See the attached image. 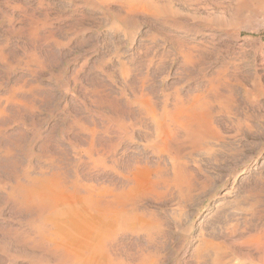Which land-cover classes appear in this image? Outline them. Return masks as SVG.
<instances>
[{"label":"rangeland","instance_id":"rangeland-1","mask_svg":"<svg viewBox=\"0 0 264 264\" xmlns=\"http://www.w3.org/2000/svg\"><path fill=\"white\" fill-rule=\"evenodd\" d=\"M126 1L0 0V264H264V2ZM135 7L141 8L138 14L132 13ZM197 68L217 83L196 87ZM136 81L158 103L167 95L173 103L175 94L184 103H213L226 92L221 102L236 104L230 106V118L199 107L195 139L180 134L177 142L162 135L147 148L145 129L134 128L131 138L115 127L118 119L134 121L137 110L130 103H135ZM255 90L263 91L261 103L254 101ZM148 128L153 137V127ZM93 151L107 153L105 165L94 160L98 153ZM5 189L18 192V199L24 192L46 191L58 206L43 209L33 201L38 211L32 203L27 214L25 207L14 206L15 198L2 203Z\"/></svg>","mask_w":264,"mask_h":264},{"label":"bare ground","instance_id":"bare-ground-1","mask_svg":"<svg viewBox=\"0 0 264 264\" xmlns=\"http://www.w3.org/2000/svg\"><path fill=\"white\" fill-rule=\"evenodd\" d=\"M95 1V0H94ZM97 1V0H96ZM131 1V0H130ZM130 1H126V2H130ZM152 0H150L149 2H148V0H146V2H147V4L149 3L150 4V2H151ZM167 1V0H166ZM165 1V2H166ZM191 1V0H190ZM198 1V0H197ZM241 1L242 0H239V2L241 3ZM246 1V0H245ZM244 1V2H245ZM254 0H252V2H253ZM262 1L264 2V0H260V2L262 3ZM133 2V1H132ZM134 2L135 3H139L140 4V2H142V1H140V2H137V1H135L134 0ZM144 2V1H143ZM156 1H154L153 3H155ZM164 2V1H163ZM168 2V1H167ZM173 2V1H172ZM195 2H196V0H195ZM195 2H193V3H195ZM238 2V3H239ZM243 2V3H244ZM247 2H249V1H247ZM99 3V2H98ZM101 3V2H100ZM99 3V4H100ZM128 3H126L127 4V6H128ZM131 3V2H130ZM158 3H160V2H157L156 4H158ZM162 3V2H161ZM188 2L186 1V4H187ZM235 3H237V2H235L234 1V4ZM255 3V2H254ZM257 3V2H256ZM131 4H133V3H131ZM138 4V5H139ZM145 4V3H144ZM152 4V3H151ZM150 4V5H151ZM163 4V3H162ZM168 4H171L170 2L168 3ZM191 4V3H190ZM244 4H248V3H244ZM260 4V3H259ZM258 4V5H259ZM101 5V4H100ZM103 5H105L104 3H103ZM108 5V4H107ZM106 5V6H107ZM124 5V4H123ZM143 5V4H142ZM155 5V4H154ZM159 5H161V4H159ZM187 5H189V4H187ZM238 6H239V4H237ZM260 5H264V3H262V4H260ZM125 6V5H124ZM134 6V5H133ZM136 6V5H135ZM141 5H139V7H140ZM147 6V5H146ZM153 6V5H152ZM173 6V5H172ZM190 6V5H189ZM192 6H193V4H192ZM195 6V5H194ZM251 6H252V4L250 5V9H251ZM255 6H257V5H255ZM129 7V6H128ZM127 7V8H128ZM138 7V6H137ZM138 7V8H139ZM148 7V6H147ZM155 6H153V8H154ZM159 7V6H158ZM240 7H242L241 5H240ZM245 7V6H244ZM261 7V6H260ZM259 7V8H260ZM126 8V9H127ZM131 8H133V7H131ZM136 9V7L134 8V9H136V10H131L130 8H129V11L131 10L132 11V13L135 11V12H137L138 10H140L141 8H142V6H141V8L140 9ZM146 8V7H145ZM145 8H143V9H145ZM152 8V9H153ZM238 8V7H237ZM263 8V7H262ZM166 9H168V8H166ZM246 9V8H245ZM255 9V8H254ZM256 9H258V8H256ZM255 9V10H256ZM261 9V8H260ZM128 10V9H127ZM147 11H148V9H146ZM154 10H157V9H154ZM153 10V11H154ZM130 11V12H131ZM143 11H145V10H143ZM159 11H161V10H159ZM164 11V10H163ZM238 11V10H237ZM240 11V10H239ZM238 11V12H239ZM243 11H244V8H243ZM248 11H250L249 10V7H248ZM259 11V10H258ZM258 11H256V12H258ZM263 11V10H262ZM134 12V13H135ZM140 12V11H139ZM139 12H137V13H135V14H138ZM142 12V11H141ZM151 12V11H150ZM157 12H158V10H157ZM170 12V11H169ZM176 12V11H175ZM236 12V11H235ZM242 12V11H241ZM251 12H252V10H251ZM255 12V11H254ZM253 12V13H254ZM261 12V11H260ZM145 13V12H144ZM159 13V12H158ZM173 13V12H172ZM240 13V12H239ZM246 13V12H245ZM264 13V12H263ZM153 14V13H152ZM155 14H157L156 12H155ZM155 14L153 15V16H155ZM169 14V13H168ZM174 14V13H173ZM248 14H250V13H248ZM256 14V13H255ZM257 14H260V13H257ZM146 15H148V14H146ZM149 15H150V13H149ZM148 15V16H149ZM250 15H253V14H250ZM128 16V15H127ZM134 16V15H133ZM137 16V15H136ZM151 16V15H150ZM152 16V17H153ZM164 16H166V15H164ZM173 16V15H172ZM249 16V15H248ZM254 16V15H253ZM158 17V16H157ZM156 17V18H157ZM167 17V16H166ZM165 17V18H166ZM174 17V16H173ZM189 17V16H188ZM187 17V18H188ZM126 18V17H125ZM125 18L123 19V20H125ZM151 18V17H150ZM155 17L153 18V19H156ZM194 18V17H193ZM252 19V18H251ZM162 20V19H161ZM186 20V19H185ZM255 20V19H254ZM171 21V20H170ZM173 21V20H172ZM162 22H164V21H162ZM251 23H252V21H251ZM179 25V24H178ZM172 26H174V25H172ZM181 27V26H180ZM179 27V28H180ZM174 29V28H173ZM214 30H215V28H213ZM217 30V29H216ZM235 30V29H234ZM184 31V30H183ZM208 31V30H207ZM219 31V30H218ZM233 31V30H232ZM215 32V31H214ZM235 32V31H234ZM236 32H237V30H236ZM226 33V32H225ZM175 35V34H174ZM208 35V34H207ZM209 35L211 36V34L209 33ZM209 36V37H210ZM179 37V36H178ZM212 37V36H211ZM213 38V37H212ZM221 38V37H220ZM232 39H235V38H233L232 37ZM174 40V39H173ZM220 40V39H219ZM218 40V41H219ZM175 41V40H174ZM205 41V40H204ZM209 41V40H208ZM177 42H179V39H178V41ZM180 42H181V40H180ZM203 42V41H202ZM210 42V41H209ZM217 42V41H216ZM182 43H183V40H182ZM182 43H180V44H182ZM205 43V42H204ZM219 43V42H218ZM217 43V44H218ZM241 43V42H240ZM174 44V43H173ZM186 44V43H185ZM185 44H183V45H185ZM188 44V43H187ZM195 44H197V43H195ZM210 44V43H209ZM177 45V47H178V45L179 44H175V46ZM192 45V44H191ZM199 45H201V43L199 44ZM207 44H205L204 46H206ZM189 46V45H188ZM188 46H187V49H188ZM194 46V45H193ZM216 46V45H215ZM218 46V45H217ZM223 47H224V45H222ZM227 46V48H228V46H229V44L228 45H226ZM225 46V47H226ZM174 47V46H173ZM180 47V46H179ZM185 47V46H184ZM181 48H182V45H181ZM191 49H193V47H190ZM189 48V49H190ZM197 48V47H196ZM209 48V47H208ZM207 48V49H208ZM217 48V47H216ZM218 48H220L219 46H218ZM217 48V49H218ZM226 48V49H227ZM147 49V48H146ZM187 49H184V50H187ZM188 49V50H189ZM199 49V48H198ZM215 49V48H214ZM230 49V48H229ZM165 50V49H164ZM173 50V49H172ZM180 50V49H179ZM183 50V49H182ZM183 50V51H184ZM194 50L196 51L197 49H195L194 48ZM193 50V51H194ZM209 50V49H208ZM243 50V49H242ZM241 50V51H242ZM191 51V50H190ZM199 51V53H200V50H198ZM205 51V50H204ZM203 51V53L205 54V52ZM166 52V51H165ZM178 52V51H177ZM185 52V51H184ZM212 52V51H211ZM181 53V52H180ZM189 53V52H188ZM195 53V52H194ZM202 53V54H203ZM213 53V52H212ZM184 54V53H183ZM187 54V53H186ZM193 53H191V55H192ZM196 54V53H195ZM201 54V53H200ZM200 54L198 55V56H200ZM207 54V53H206ZM210 54V53H209ZM208 54V55H209ZM165 55V54H164ZM178 55H180V54H178ZM208 55H206L207 57H208ZM217 55V54H216ZM185 56V55H184ZM187 56H189V54H187ZM195 56V55H194ZM197 56V55H196ZM205 56V57H206ZM236 56V55H235ZM165 57V56H164ZM177 57H179V56H177ZM201 57H202V55H201ZM213 57H214V55H213ZM216 57V56H215ZM214 57V58H215ZM180 59H181V57H179ZM185 58V57H184ZM192 58H193V56H192ZM192 58H188V60L189 59H192ZM209 58V57H208ZM213 58V59H214ZM200 59V58H199ZM211 59V58H210ZM213 59H211V61L213 60ZM187 60V61H188ZM202 60V59H201ZM216 60V59H215ZM218 60V59H217ZM190 61V60H189ZM193 61V60H192ZM191 61V63H193ZM198 61V60H197ZM202 61H204V60H202ZM202 61H198V62H202ZM214 61V60H213ZM225 61V60H224ZM226 61H228V59L226 60ZM226 61H225V63H226ZM181 62H182V60H181ZM185 62L186 61H184V65H186L185 64ZM217 62V61H216ZM220 62H221V60H220ZM229 62V61H228ZM231 62V61H230ZM229 62V63H230ZM187 63V62H186ZM233 63V62H232ZM195 64V61H194V63H193V65ZM202 64V63H201ZM212 64V63H211ZM228 64V63H227ZM188 65H190L189 63H188ZM196 65V64H195ZM216 65V64H215ZM218 65V64H217ZM223 65H224V63H223ZM223 65H221V69H222V66ZM182 66H183V64H182ZM191 66V65H190ZM190 66H189V71H190ZM201 67H202V65H200ZM210 66V65H209ZM233 66V65H232ZM192 67L193 66H191V69H192ZM200 67V68H201ZM207 67V66H206ZM264 67V66H263ZM124 68H125V66H124ZM185 68H187V65L185 66ZM184 67H183V69H185ZM199 68V67H198ZM197 68V69H198ZM216 68H217V66H216ZM206 69V68H205ZM224 69H226V68H224ZM227 69H228V67H227ZM123 70V69H122ZM133 70V69H132ZM196 70V69H195ZM203 70H204V65H203ZM208 70V69H207ZM216 70V69H215ZM126 71V70H125ZM128 71V70H127ZM183 71V70H182ZM188 71V70H187ZM187 71H184V74L185 73H187ZM198 71H200L199 69H198ZM197 71V72H198ZM218 71H219V69H218ZM218 71H214L215 72V74L218 72ZM221 71V70H220ZM120 72H122V71H120ZM193 72V71H192ZM192 72L188 75V74H186L187 76H189V79H190V75L192 74ZM201 72V71H200ZM211 72H212V70H211ZM225 72V71H224ZM223 72V73H224ZM129 73V72H128ZM138 73V72H137ZM180 73V72H179ZM121 74V73H120ZM133 74V73H132ZM139 74V73H138ZM137 74V76L139 77L140 75H138ZM201 74V75H200ZM213 74V73H212ZM219 74V73H218ZM229 74V73H228ZM130 75V74H129ZM135 75V74H134ZM145 75V74H144ZM199 75H200V77H198V79L199 80H201V82H197L196 80H198V79H196L195 80V82H194V84H195V86L197 87V86H203V87H205V86H207V87H209V84L211 83V82H213V80H212V78H211V76L212 75H209V74H207L206 72H201V73H199ZM125 77H126V73H125V75H124ZM132 76V75H131ZM131 76H130V78H131ZM208 76H210V78L211 79H209L208 78ZM228 76H230V75H228ZM228 76H226V77H228ZM135 77V76H134ZM141 77V76H140ZM139 77V78H140ZM143 77V76H142ZM179 77V76H178ZM186 77V76H185ZM195 77V76H194ZM256 77H258V75H256ZM133 78V77H132ZM144 78V77H143ZM192 78V77H191ZM121 79H123V77L121 78ZM134 79V78H133ZM140 79H142V78H140ZM146 79V78H145ZM223 79H224V77H223ZM222 79V80H223ZM131 80V79H130ZM130 80H128V81H126V82H128V83H130L131 81ZM221 80V79H220ZM219 80V81H220ZM255 80V79H254ZM130 81V82H129ZM141 81V80H140ZM139 81V82H140ZM146 81V80H145ZM148 81V80H147ZM147 81H146V83H147ZM227 81H228V79H227ZM125 82V83H126ZM186 82V81H185ZM191 82H192V79H191ZM214 82H215V80H214ZM214 82H213V84H214ZM220 82H222V81H220ZM224 82V81H223ZM222 82V83H223ZM254 82V81H253ZM124 83V84H125ZM127 83V84H128ZM134 83H136L137 84V81L136 82H134ZM144 83V82H143ZM215 83H217V82H215ZM258 83H260V82H258ZM123 83H122V86L124 85ZM145 84V83H144ZM187 84V83H186ZM191 84V83H190ZM221 84V83H220ZM142 85L143 84H137V85H135L134 86V84H133V86H134V88H133V96L132 97H134V101H135V103H130V104H132L135 108L134 109H136L137 110V114H136V116H135V118H134V121H125V120H123V119H118V120H116V123H115V127H116V129H117V131L119 132V133H121V134H125V135H127L128 137H131V138H133L134 136H132V133H133V129L134 128H138V130L139 129H145V135H144V139H143V142H144V145H145V147H152V146H154L155 145V140L156 139H158L160 136H162V135H164L165 137H167L168 139H172L171 141H177V142H181L182 140L180 139V141H178V140H175V137H177L178 135H180V134H182L183 135V138L184 139H195V131L197 130V129H200V128H197L196 129V123H195V115H196V113H197V109H199V107H203L204 108V106L206 107V106H208V107H211V113H213L214 114V116L215 115H225V116H227V115H229L230 113H231V111H230V106L231 105H235L234 103H231V101L228 99V101H230V103H227V102H221V100L223 99V98H228L227 96L228 95H226V97L224 96L225 94L224 93H226V92H224L223 94L222 93H218L217 91H215V92H217L218 93V95H216L215 96V99L213 98V103H202V101H201V103H192L191 101V103H184L183 102V100H184V98H183V100L178 96V94H175V95H172L171 96V98L173 99V103H170V99H169V102H168V99H166L167 98V96H165L164 97V99H163V101H161V103H158L156 100H152L151 98H147L148 97V95H146V93L144 94V92H146V91H144L143 92V87H142ZM224 84H222V86H223ZM260 85V84H259ZM146 86V85H145ZM144 86V87H145ZM227 86V85H226ZM126 86H124V88H125ZM129 87V86H128ZM127 87V88H128ZM131 87V86H130ZM147 87V86H146ZM191 87V86H190ZM190 87H188V89L190 88ZM195 87V88H196ZM225 87V86H224ZM224 87H223V89H224ZM253 87L255 88V87H257V86H254V84H253ZM260 88H262L261 86H259ZM126 88V89H127ZM199 88V87H198ZM148 89V88H147ZM175 89V88H174ZM187 89V90H188ZM214 90V88H210V91H212V90ZM216 89H217V85H216ZM226 89V88H225ZM224 89V90H225ZM227 89H228V87H227ZM257 89V88H256ZM129 90H131V89H129ZM184 90V89H183ZM193 90H194V88H193ZM206 90V89H205ZM204 90V91H205ZM229 90V89H228ZM227 90V91H228ZM262 90V89H261ZM260 90V91H261ZM151 91V90H150ZM149 91V92H150ZM196 91V90H195ZM208 91H209V89H208ZM207 91V92H208ZM220 91V90H219ZM226 91V90H225ZM254 90H252V92H253ZM259 90L257 91V90H255V98H254V101L255 102H259V99H260V96H262V92H260ZM125 92V91H124ZM124 92H123V94H124ZM153 92V91H152ZM175 92L177 93V91L175 90ZM213 92V91H212ZM230 92V91H229ZM127 93V92H126ZM132 93V92H131ZM151 93V92H150ZM172 93H174L173 91H172ZM178 93H180V91H178ZM186 93H189L188 91L186 92ZM191 94H192V92H190ZM204 93V92H203ZM216 93V94H217ZM228 93V92H227ZM254 93V92H253ZM262 93V94H261ZM152 94V93H151ZM160 94H161V92H160ZM167 94H168V92H167ZM185 95V93H182V95ZM229 94V93H228ZM249 94V93H248ZM252 94V93H251ZM131 95V94H130ZM150 95V94H149ZM157 93H156V99L158 98L157 97ZM163 95V94H162ZM170 95V94H169ZM187 95V94H186ZM197 94L195 93V96H196ZM208 95V94H207ZM206 95V96H207ZM126 96V95H125ZM124 96V97H125ZM151 96V95H150ZM190 96V95H189ZM250 96V95H249ZM153 97V96H152ZM155 97H153V98H155ZM170 97V96H169ZM205 97V96H204ZM210 97V96H209ZM213 97H214V95H213ZM253 97V96H252ZM264 97V96H263ZM126 98V97H125ZM129 98V97H128ZM163 98V97H162ZM162 98L160 99V100H162ZM186 99L188 98V97H185ZM190 98V97H189ZM191 98H193L192 96H191ZM203 98V97H202ZM207 98V97H206ZM230 98H231V96H230ZM133 99V98H132ZM141 99H146V103H140V101H141ZM159 99V98H158ZM194 99V98H193ZM193 99H190V100H192L193 101ZM208 99V98H207ZM264 99V98H263ZM262 99V100H263ZM130 100V99H129ZM159 100V101H160ZM203 101H205L204 99H202ZM212 100V99H211ZM261 100V99H260ZM127 101H128V99H127ZM157 103H156V102ZM223 101H227V100H223ZM250 101H251V99H250ZM253 101V100H252ZM251 101V102H252ZM212 102V101H211ZM221 102V103H220ZM264 102V101H263ZM259 103H261V102H259ZM127 104V103H126ZM264 104V103H263ZM128 105V104H127ZM129 106H131V105H129ZM260 106V105H259ZM258 106V107H259ZM236 107V106H235ZM256 107V106H255ZM201 109V111L203 110L202 108H200ZM208 109H210V108H208ZM234 109V108H233ZM205 110H207L206 108H205ZM210 111V110H209ZM211 113H209V115H211ZM234 113V112H233ZM212 114V115H213ZM204 115V114H203ZM231 115V114H230ZM214 116H212V117H214ZM216 116V117H217ZM228 117V116H227ZM211 118V117H210ZM228 118H230V116L228 117ZM213 119V118H212ZM217 119H213V121H216ZM212 121V120H211ZM207 122H209V121H207ZM216 123V122H215ZM214 122H212V124L214 125L215 124ZM148 125H151L152 127H153V137H151L150 135H149V133H150V131L151 130H148L149 128H148ZM150 127V126H149ZM197 127H199V125L197 126ZM202 127V126H201ZM148 128V129H147ZM204 128V127H203ZM213 128V127H212ZM205 130H207L206 128H205ZM205 130H203L204 132H205ZM212 130V129H211ZM211 130L210 131H208V133H206V134H209V132H211ZM88 131V130H87ZM142 131V130H141ZM215 131H217L216 129H215ZM214 131V132H215ZM149 132V133H148ZM91 133V132H90ZM203 133V132H202ZM206 134H204V135H206ZM204 135H202V136H204ZM197 136V135H196ZM202 136H200V137H202ZM208 136V135H207ZM207 136H205V138L207 137ZM210 136V135H209ZM92 138V137H91ZM135 138V137H134ZM177 138H179V137H177ZM196 139H198V136H197V138ZM203 139V138H202ZM132 140V139H131ZM204 140V139H203ZM209 140V139H208ZM189 140H187V142H188ZM192 141V140H191ZM191 141H189V144H190V142ZM198 141V140H197ZM197 141H195V142H197ZM165 142V141H164ZM167 142V141H166ZM169 142V141H168ZM183 142H185L184 140H183ZM182 142V143H183ZM193 142V141H192ZM191 142V143H192ZM199 143V142H198ZM166 144V143H165ZM169 144H171V143H169ZM176 143H174V145H175ZM184 144V143H183ZM159 145V144H158ZM168 145V144H167ZM177 145H179V144H177ZM187 144H185V146H186ZM204 145V144H203ZM87 146H89V145H87ZM173 146V145H172ZM192 146V145H191ZM91 147H93V145L91 146ZM156 147H158L157 145H156ZM160 147V146H159ZM158 147V148H159ZM161 147H163V146H161ZM166 147V146H165ZM168 147V146H167ZM175 147V146H174ZM177 147V146H176ZM175 147V149L176 150H178L177 148ZM179 147V146H178ZM193 147V146H192ZM198 147V146H197ZM199 147H200V145H199ZM205 147V146H204ZM90 148V147H89ZM88 147H87V149H89ZM186 148V147H185ZM95 149V148H94ZM152 149V148H151ZM159 149H161V148H159ZM174 149V148H173ZM174 149V150H175ZM188 149H189V147H188ZM90 150V149H89ZM88 150V151H89ZM155 150V149H154ZM157 150V149H156ZM175 150V151H176ZM184 150V149H183ZM186 150V149H185ZM91 151H92V149H91ZM106 152H107V150H105ZM159 151V150H158ZM169 151V150H168ZM179 151V150H178ZM178 151H176V152H178ZM198 151V150H197ZM93 152H95V151H93ZM97 152V151H96ZM95 152V153H96ZM103 153H104V151H102ZM164 152V151H163ZM162 152V153H163ZM171 152V151H170ZM176 152H174V153H176ZM185 152H189V151H185ZM86 153V152H85ZM98 153V156L96 157V159H95V157H94V160L95 161H99V162H101L102 164L101 165H105V159H106V154H102V155H100V153L99 152H97ZM109 153H111V152H108V154ZM159 153H161V151L159 152ZM179 153V152H178ZM178 153H176V154H178ZM91 154V153H90ZM112 154V153H111ZM168 154V153H167ZM173 154V153H172ZM179 154H181V153H179ZM178 154V155H179ZM87 155V154H86ZM86 155H85V157H86ZM110 155V154H109ZM171 155V154H170ZM177 155V156H178ZM183 155V153L181 154V156ZM185 155V154H184ZM183 155V156H184ZM93 155H91V157H92ZM172 156V155H171ZM170 156V157H171ZM180 156V157H181ZM110 157V156H109ZM179 157V156H178ZM88 158H89V156H88ZM177 158V157H176ZM182 158V157H181ZM52 157L50 158V160H49V164H51L50 162H52ZM90 159V158H89ZM174 159V158H173ZM178 159V158H177ZM180 159V158H179ZM93 161V160H92ZM95 161H93V162H95ZM175 161V160H174ZM173 162V161H172ZM180 162V161H179ZM91 163V162H90ZM176 163V162H175ZM177 163H178V161H177ZM95 164H97V163H95ZM94 163H93V165H95ZM114 164V163H113ZM171 164V163H170ZM179 164H182V162L181 163H179ZM100 165V164H99ZM172 165V164H171ZM170 165V166H171ZM177 165V164H176ZM175 165V166H176ZM183 165V164H182ZM181 165V166H182ZM57 166V165H56ZM59 166V165H58ZM95 166H98V165H95ZM173 166H174V164H173ZM172 166V167H173ZM179 166V165H178ZM186 166V165H185ZM184 166V167H185ZM171 167V168H172ZM180 167V166H179ZM55 168V167H54ZM54 168H52L53 170H55ZM113 168V167H112ZM49 169V168H48ZM61 169V168H60ZM173 169H175V168H173ZM179 169V168H178ZM51 170V169H50ZM187 170V169H186ZM56 171H57V168H56ZM59 171H61V170H59ZM173 171V170H172ZM49 172V171H48ZM54 172V171H53ZM178 172V171H177ZM47 173V172H46ZM51 173V172H50ZM55 173V172H54ZM173 173V172H172ZM189 173V172H188ZM41 174V173H40ZM43 174H45V173H43ZM48 174V173H47ZM46 174V175H47ZM60 174V173H59ZM24 175V174H23ZM26 175H28V174H26ZM50 175V174H49ZM55 175V174H54ZM173 175V174H172ZM179 175H181V174H179ZM178 175V176H179ZM44 176V175H43ZM51 176V175H50ZM58 176V175H57ZM64 176V175H63ZM176 176V175H175ZM177 176V177H178ZM22 177V176H21ZM49 176L47 175V178H48ZM61 177V176H60ZM176 177V178H177ZM24 178V177H23ZM22 178V180H24V179H26V178H24L23 179ZM28 178V177H27ZM30 178V177H29ZM40 178V177H39ZM67 177H65V179H66ZM175 178V177H174ZM173 178V179H174ZM52 179V178H51ZM56 179V178H55ZM64 179V178H63ZM21 180V181H22ZM27 180V179H26ZM33 180V182H34V180L35 179H32ZM46 180V179H45ZM59 180H62V179H59ZM67 180V179H66ZM25 181V180H24ZM178 181V180H177ZM23 182V181H22ZM27 182V181H26ZM30 182V181H29ZM28 182V183H29ZM36 182V181H35ZM43 182V181H42ZM58 182V181H57ZM67 182V181H66ZM70 182V181H69ZM28 183H26V184H28ZM31 183V182H30ZM38 183V182H37ZM41 183V182H40ZM39 183V184H40ZM45 183V182H44ZM46 183H48V182H46ZM61 183V182H60ZM65 183V182H64ZM73 182H71V184H72ZM78 183V182H77ZM21 184H24V183H21ZM32 184V183H31ZM59 184V183H58ZM57 184V185H58ZM69 184V183H68ZM67 184V185H68ZM74 184H75V182H74ZM14 185V184H13ZM12 185V186H13ZM17 185H19V184H17ZM34 185H36V184H34ZM45 185V184H44ZM43 185V186H44ZM51 185H52V183H51ZM66 185V184H65ZM77 185V184H76ZM80 185V184H79ZM82 185V184H81ZM81 185H80V187H81ZM5 185H3V187H4ZM11 186V187H12ZM28 186H30V185H28ZM78 186V185H77ZM76 186V187H77ZM1 187V186H0ZM17 187H21V186H17ZM39 187V186H38ZM46 187V186H45ZM49 187V186H48ZM51 187V186H50ZM52 187H54V186H52ZM59 187H61V186H59ZM66 187V186H65ZM71 187V186H70ZM74 187V186H73ZM73 187H72V189H73ZM85 188H86V186H84ZM89 187H93V186H89ZM2 188V187H1ZM6 188V187H5ZM9 188V187H8ZM7 188V189H8ZM15 188H16V186H15ZM33 188V187H32ZM35 188V187H34ZM41 188V187H40ZM69 188V187H68ZM93 188H95V187H93ZM7 189H5L6 191H9V190H7ZM22 189V188H21ZM50 189H53V188H50ZM76 189H80V188H75V190ZM86 189H88V187L86 188ZM16 190H17V188H16ZM19 190V189H18ZM23 190V189H22ZM34 190V189H33ZM46 190V189H45ZM66 190H68V189H66ZM81 190V189H80ZM84 190V189H83ZM89 190V189H88ZM97 190H98V188H97ZM104 189H102V191H103ZM3 191V190H2ZM21 191V190H20ZM50 191V190H49ZM53 191V190H52ZM54 191H55V189H54ZM53 191V192H54ZM60 191V190H59ZM58 191V192H59ZM71 192H72V190H70ZM77 191V190H76ZM79 191V190H78ZM77 191V193H78V195H80L79 194V192ZM82 191V190H81ZM85 191V190H84ZM90 191V190H89ZM99 191H101V190H99ZM22 192V191H21ZM40 192V191H39ZM46 192V191H45ZM44 192V193H45ZM47 192H48V190H47ZM61 192V191H60ZM93 192H95V191H93ZM97 192V191H96ZM16 193H18V192H16L14 189H11L9 192H7V193H4L6 196V198L4 199L5 201L4 202H2V203H5V205L7 204V201H12L14 198H15V200L13 201V202H15L16 204H18V206L17 205H14L15 207H17L18 209H22V210H24V209H26L27 207L26 206H28V207H30V204H32L33 203V206H34V208H35V203L33 202V201H35V202H37V206H38V208L39 207H42L43 209H45V208H48V207H50L52 204L53 205H55L56 204V207L58 206L57 205V203L55 202V204L54 203H52L51 204V201H49V196H48V194L46 193V194H35L34 195V192H30V193H28V194H26L25 196H24V193H22L23 194V197H21V193H19L20 194V199H18V198H16ZM51 193V192H50ZM73 193V192H72ZM76 193V192H75ZM100 193V192H99ZM105 193V192H104ZM114 193V192H113ZM125 193H127V192H125ZM53 194V193H52ZM59 194V193H58ZM62 194V193H61ZM86 194V193H85ZM96 193H94V195H95ZM111 194V193H110ZM116 194H117V192H116ZM121 194V193H120ZM56 195V194H55ZM63 195V194H62ZM69 195V194H68ZM67 195V196H68ZM71 195V194H70ZM69 195V196H70ZM76 196H77V194H75ZM99 195H101V194H99ZM105 195V194H104ZM118 195V194H117ZM122 195V194H121ZM54 196V195H53ZM59 196V195H58ZM57 196V197H58ZM72 196V195H71ZM75 196V197H76ZM123 196V195H122ZM129 196V195H128ZM127 196V197H128ZM18 197V196H17ZM62 197V196H61ZM65 197V196H64ZM73 197V196H72ZM71 197V198H72ZM81 197V199H79L78 197V199L81 201V205H82V202H84L82 199H84V198H82V196H80ZM100 197V196H99ZM106 197V196H105ZM112 197V196H111ZM116 197V196H115ZM118 197V196H117ZM120 197V196H119ZM2 198H4V195H3V197ZM1 198V199H2ZM53 198V197H52ZM54 198H56V197H54ZM68 198H70V197H68ZM92 198V197H91ZM109 198V197H108ZM121 198V197H120ZM18 199V200H17ZM59 199V198H58ZM63 199V198H62ZM77 199V200H78ZM86 199H89L88 197L86 198ZM94 199V198H93ZM97 199V198H96ZM96 199H94V201L96 200ZM102 199V198H101ZM123 199V198H122ZM3 200V199H2ZM70 200V199H69ZM78 200V201H79ZM111 200H112V198H111ZM55 200H53V202H54ZM66 201H68L67 200V197H66ZM72 201V200H71ZM70 201V202H71ZM77 201V202H78ZM89 201H90V199H89ZM89 201H85V205H86V202L88 203ZM101 201V200H100ZM100 201H99V203H100ZM114 201V200H113ZM116 201V200H115ZM118 201V200H117ZM119 201H120V199H119ZM123 201H125V200H123ZM63 202H65L64 200H63ZM62 202V203H63ZM91 202V201H90ZM109 202H111V201H109ZM122 202V201H121ZM9 204H10V202H8ZM60 203V202H59ZM94 203V202H93ZM92 203V204H93ZM14 204V203H13ZM73 204V203H72ZM74 204H77V206H79L78 205V203H76V202H74ZM90 204V203H89ZM94 204H96V203H94ZM105 204H106V202H105ZM117 204V203H116ZM2 205H4V204H2ZM10 205H12V202H11V204ZM52 205V206H53ZM63 205H65V203L63 204ZM109 205V204H108ZM119 205V204H118ZM118 205H116V207L118 206ZM7 206V205H6ZM6 206H4V207H6ZM37 206H36V208H37ZM60 206V205H59ZM83 206H84V203H83ZM83 206H81V208L83 207ZM90 206V205H89ZM97 207H98V205H96ZM100 206V205H99ZM105 206H107V204L105 205ZM104 206V207H105ZM113 206L115 207V205L113 204ZM14 207V208H15ZM25 207V208H24ZM63 207V206H62ZM62 207H59V209L61 210V208ZM85 207V206H84ZM100 207H103V206H100ZM108 207H110V206H108ZM122 207V206H121ZM10 208V207H9ZM13 208V209H14ZM17 208H16V210H14V211H16V212H19V211H17ZM24 208V209H23ZM32 208V207H31ZM35 208V209H36ZM52 208V207H51ZM69 208H72V207H68V209ZM80 208V207H79ZM95 208V207H94ZM111 208V207H110ZM8 209V208H7ZM67 209V210H68ZM76 209V208H75ZM86 209V208H85ZM84 209V210H85ZM88 209H90V208H88ZM93 209V208H92ZM102 209H106V208H102ZM122 209V208H121ZM27 210H29V209H26V212H27ZM31 210V209H30ZM37 210V209H36ZM40 210V209H39ZM48 210H50V209H48ZM56 210V209H55ZM71 210V209H70ZM69 210V211H70ZM80 210H83V209H79V211ZM91 210V209H90ZM94 210V209H93ZM107 210V209H106ZM110 211H111V209H109ZM113 210V209H112ZM116 209L114 208V211H115ZM118 210V209H117ZM38 211V210H37ZM47 211V210H46ZM63 211V210H62ZM74 211H76V210H74ZM74 211L72 210V212L74 213ZM21 212V211H20ZM31 212L32 211H30V214H31ZM54 212V211H53ZM68 211H66L65 212V217H67V213ZM81 212H85V211H81ZM92 211H90V213H91ZM118 212V211H117ZM12 213H15V212H12ZM29 212H27V214H28ZM35 213V212H34ZM45 213V212H44ZM52 213V212H51ZM50 213V214H51ZM63 213H64V211H63ZM70 213V212H69ZM92 213H98L99 214V212H92ZM109 213V212H108ZM121 213V212H120ZM26 214V213H25ZM36 214V213H35ZM47 214V213H46ZM60 214H62V213H60V211H59V215ZM101 214V213H100ZM52 215V214H51ZM57 215H58V213H57ZM70 215V214H69ZM69 215H68V217H69ZM73 215V214H72ZM45 216H48V214L47 215H45ZM53 216V215H52ZM64 216V214H62V217ZM71 216V215H70ZM80 216V215H79ZM79 216L77 215V218H79ZM53 217H55V216H53ZM61 217V218H62ZM83 217V216H82ZM82 217H81V219H82ZM47 217H45V219H46ZM50 218V217H49ZM48 218V219H49ZM74 218H76V216L74 217ZM99 218H101V217H99ZM106 218V217H105ZM54 219V218H53ZM59 219V218H58ZM69 219V218H68ZM80 219V220H81ZM43 220V219H42ZM50 220V219H49ZM52 220V219H51ZM70 220V219H69ZM78 220V219H77ZM76 220V221H77ZM79 221V220H78ZM51 222V221H50ZM49 222V223H50ZM81 222V221H80ZM65 224V223H64ZM71 224V223H70ZM69 224V225H70ZM81 224V223H80ZM44 225V224H43ZM73 225V224H72ZM77 225V224H76ZM45 226V225H44ZM47 226V225H46ZM45 226V227H46ZM71 226V225H70ZM82 226V225H81ZM84 226V225H83ZM44 227V228H45ZM85 227V226H84ZM83 227V228H84ZM74 228V227H73ZM81 228V227H80ZM40 229H41V227H40ZM45 229H47V230H43L44 232H47L48 233V228H45ZM51 230H52V228H50ZM70 229V228H69ZM77 229H78V227H77ZM82 229V228H81ZM42 230H41V232H39V233H42L43 234V232H42ZM65 230V229H64ZM78 231V230H77ZM83 231V230H82ZM50 232V231H49ZM53 232V231H52ZM83 232H85V231H83ZM51 233V232H50ZM50 233L48 234L49 236H50ZM73 232H71V234H72ZM77 233H80V232H77ZM69 234V233H68ZM40 235V234H39ZM44 235V234H43ZM52 235V234H51ZM61 235H63V234H61ZM77 235V234H76ZM76 235H74V236H76ZM42 236V235H41ZM66 236V235H65ZM44 237H46V235L44 236ZM51 237V236H50ZM41 237H39V239H40ZM80 238V237H79ZM85 238V237H84ZM42 239H44V238H42ZM66 239V238H65ZM50 240V239H49ZM52 240V239H51ZM61 240V239H60ZM75 240H77V238L75 239ZM81 240V239H80ZM40 241V240H39ZM56 241H57V239H56ZM29 242V241H28ZM27 242V243H28ZM42 242V241H41ZM44 242H46V241H44ZM51 242V241H50ZM49 242V243H50ZM77 242V241H76ZM84 242V241H83ZM86 242V241H85ZM43 243V242H42ZM46 243H48V242H46ZM48 243V244H49ZM67 243V242H66ZM60 244V243H59ZM64 244V242H62V245ZM80 244H81V242H80ZM51 245V244H50ZM50 245H48L49 247H50ZM67 245V244H66ZM44 246H46V245H44ZM47 246V247H48ZM55 246V245H54ZM59 246V245H58ZM61 246V245H60ZM59 246V247H60ZM36 247V246H35ZM46 247V248H47ZM55 247H57V246H55ZM67 247V246H66ZM81 247V246H80ZM86 247H89L88 245H86ZM95 247V246H94ZM100 247V246H99ZM99 247H97V248H99ZM44 249V250H47V249ZM65 248V247H64ZM73 248V247H72ZM75 248V247H74ZM91 248V247H90ZM54 249H56V248H54ZM60 249H62V248H60ZM49 250V249H48ZM53 250V249H52ZM59 250V249H58ZM63 250V249H62ZM76 250V249H75ZM84 250V249H83ZM92 250V249H91ZM50 251H51V247H50ZM54 251H56V250H54ZM65 251V250H64ZM79 251V250H78ZM85 251V250H84ZM57 252V251H56ZM60 252H62V251H60ZM60 252H57V253H59L60 254ZM66 252V251H65ZM64 252V253H65ZM82 252V251H81ZM86 252V251H85ZM84 252V253H85ZM63 253V252H62ZM69 253H72V252H69ZM69 253H68V255L67 256H70L69 255ZM83 253V254H84ZM89 253H90V251H89ZM98 253V252H97ZM102 253V252H101ZM66 254V253H65ZM73 254V253H72ZM76 254V253H75ZM74 254V255H75ZM82 254V253H81ZM88 254V253H87ZM86 254V255H87ZM91 254V253H90ZM99 254H100V252H99ZM103 254V253H102ZM62 255V254H61ZM64 255V254H63ZM86 255H84L85 257H86ZM96 255V254H95ZM67 256H66V258H67ZM102 256V255H101ZM74 257V256H73ZM76 257V256H75ZM74 257V258H75ZM79 257V256H78ZM77 257V258H78ZM83 257V256H82ZM81 257V258H82ZM66 258H64V260L66 261ZM72 258V257H71ZM80 258V259H81ZM97 258V257H96ZM99 258V257H98ZM107 258V257H106ZM67 259H70V257L69 258H67ZM79 259V258H78ZM77 259V260H78ZM79 259V260H80ZM87 259V258H86ZM91 259V258H90ZM90 259H88V260H90ZM101 259V258H100ZM62 260V259H61ZM64 260H63V262H64ZM73 260V259H72ZM74 260H76V258L74 259ZM82 260V259H81ZM69 261V260H68ZM76 262V261H75ZM81 262V261H80ZM65 263V262H64ZM82 263H83V260H82ZM66 264V263H65ZM77 264H79V262H77Z\"/></svg>","mask_w":264,"mask_h":264}]
</instances>
